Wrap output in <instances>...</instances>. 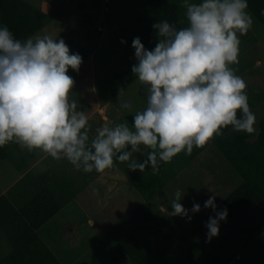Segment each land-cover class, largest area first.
Listing matches in <instances>:
<instances>
[{
	"label": "clouds",
	"instance_id": "9594fccd",
	"mask_svg": "<svg viewBox=\"0 0 264 264\" xmlns=\"http://www.w3.org/2000/svg\"><path fill=\"white\" fill-rule=\"evenodd\" d=\"M182 7L187 27L155 23L158 42L151 51L139 38L132 42L137 63L131 71L148 86L146 108L135 112L131 127L127 122L105 124L91 138L87 115L69 101L74 80L68 70L78 71L82 58L70 54L63 39L44 35L21 42L7 26L0 27V146L15 142L41 149L85 173L111 168L115 157L130 161V171L151 167L155 175L158 161L167 163L182 151L190 155L194 146H205L224 128L253 133L256 118L246 82L230 67L238 63L237 33L245 35L253 23L247 0H184ZM120 107L132 110L133 105L121 100ZM140 146L151 150L146 159H131ZM214 199L204 208L215 212ZM180 200L177 191L171 216L188 215ZM199 211L194 204L192 212ZM226 216L225 209L209 217V240L218 235Z\"/></svg>",
	"mask_w": 264,
	"mask_h": 264
},
{
	"label": "trees",
	"instance_id": "16d2710c",
	"mask_svg": "<svg viewBox=\"0 0 264 264\" xmlns=\"http://www.w3.org/2000/svg\"><path fill=\"white\" fill-rule=\"evenodd\" d=\"M138 2L142 10L136 16L135 23L124 29V37L131 47L134 38H139L146 50H154L158 40L153 25L157 22L167 21L177 29L188 26L186 9L182 7L184 0ZM199 2L189 0V3ZM247 4V10L264 27V0H247ZM49 18L47 13L26 0H0V27L7 26L13 37L21 42L36 34ZM70 54H78L82 63L87 57L83 48ZM75 73L71 68L68 70L71 77ZM132 80L130 75L114 74L107 99L119 95ZM248 104L252 111L253 104L249 100ZM134 115H126L131 125ZM240 115L238 111L237 118ZM259 123L264 127V118ZM212 141L228 164L240 175L241 183L216 206L215 212L212 210L191 228V238L186 237L179 243L171 227L161 218L159 210H152V200L162 194L164 183L169 177L175 176L173 172L193 161L206 145L200 148L194 146L190 155L182 151L167 163L158 161V174L154 175L151 167L143 172L131 171V184L142 197L143 203L109 231L115 262L128 257L134 264H165L177 253L184 261L192 264H229L264 232V131L248 134L235 132L229 126L222 129L220 135L214 136ZM13 146V142L0 146V160L11 161L19 167L20 163H17L13 155ZM140 148L141 151L146 150L147 157L151 150L143 146ZM139 155V152L134 153V156ZM85 174L88 182L92 180L91 174ZM72 183L66 176L55 178L45 183L31 200L19 208L6 195H1L0 226L8 241L16 248L26 243L33 249L41 250L39 252H42V257L49 262L59 264L36 231L78 193V188ZM225 209L227 216L219 222L218 235L209 240L206 228L209 217L216 218V214Z\"/></svg>",
	"mask_w": 264,
	"mask_h": 264
},
{
	"label": "rangeland",
	"instance_id": "374dc122",
	"mask_svg": "<svg viewBox=\"0 0 264 264\" xmlns=\"http://www.w3.org/2000/svg\"><path fill=\"white\" fill-rule=\"evenodd\" d=\"M26 1L50 16L44 27L31 37L50 35L54 39H63L69 53L79 48L86 52V60L72 76L74 86L69 93V101H75L77 111H83L87 115L90 138L95 134L96 128L105 124L114 126L127 122L131 127L126 115L135 114L136 111L146 108L148 88L147 85L141 84L131 71L137 63L135 50L124 37L125 27L134 24L136 16L142 10L138 0ZM246 11L251 15L253 23L245 35L237 33L240 40L238 63L230 67L246 82V94L254 106L252 110L256 118L254 129L259 133L264 131V127L259 123L264 118V27L248 10ZM116 73L130 75L133 80L123 90V96L117 95L107 99L108 90L113 85L112 77ZM121 100L130 101L133 105L132 110L121 108ZM139 153V156L133 154L131 159L146 157V150ZM18 162L20 163L17 159ZM129 162H120L114 157L111 168L99 173L95 170L89 173L97 187L94 192L96 201L105 196L107 201H112L114 214L111 227L143 203L142 197L131 184ZM59 171L68 174L79 185L88 182L83 170H76L66 159L55 160L50 164L51 174L59 175ZM16 172L13 162L0 160V189L9 184ZM173 173H176L175 176L169 177L164 183L162 194L156 195L151 205L152 210H159L161 218L171 227L177 241L181 243L186 237L188 239L192 237L191 228L212 211L211 208H204L205 202L215 195L214 204L217 206L242 179L228 164L212 139L193 161ZM18 190L11 191L10 195H16ZM177 191L181 194L179 202L187 211V216H171L172 203ZM33 195L34 193L28 195L24 193L23 204L31 200ZM194 204L200 206L199 212H192ZM59 217L53 218L51 224L53 229L58 227ZM106 237L112 242L109 235ZM102 249L101 247L93 249L80 264H112L110 254H107V258L103 257L106 253H103ZM246 249L247 252L252 250L260 252L262 256L254 258L263 261L264 232ZM187 263L176 258L167 264ZM115 264L132 263L125 258ZM241 264L253 263L249 260Z\"/></svg>",
	"mask_w": 264,
	"mask_h": 264
},
{
	"label": "crops",
	"instance_id": "0c3cea01",
	"mask_svg": "<svg viewBox=\"0 0 264 264\" xmlns=\"http://www.w3.org/2000/svg\"><path fill=\"white\" fill-rule=\"evenodd\" d=\"M13 144V155L20 161V164H18L20 166L17 167L13 164L17 172L9 184L0 189V196L6 195L15 207L19 208V205L20 207L24 205L22 199L24 193H27V195L35 194L45 183L59 176L60 178L66 176L69 180H72L73 186L78 188V193L36 231L39 238L52 252L59 264H80L83 258L97 247L103 248L102 252L106 253L103 254V257L110 254L112 264L118 263L125 258L134 264L128 257H124L117 262L113 260V242H109L106 239V235L108 236L109 231L112 229L114 209L111 206L112 201H107V196L102 197L103 199L100 201H96L97 197L94 192L97 187L93 184L94 180L79 185L75 179H72L68 174L63 173V171H59V175L51 174L50 164L56 159H53L41 149L29 150L21 148L15 142ZM25 180L27 181L25 182ZM15 189H19L17 194L10 195L11 191ZM56 216H60L57 222L58 227L53 229L51 224L54 220L53 218ZM39 251L26 245V243L21 247H14L8 241L6 234L2 232L0 226V264H56L42 257V252ZM259 253L256 250L247 252L245 248L229 264H241L242 262H249V260H252L253 264H264V260L260 261L259 258H254L262 256ZM176 258L184 261L182 256L180 258L177 253H174L173 257L165 264ZM187 264L192 263L188 262Z\"/></svg>",
	"mask_w": 264,
	"mask_h": 264
}]
</instances>
